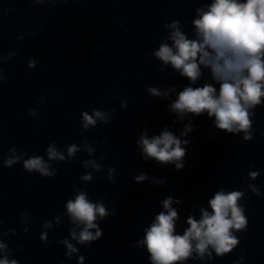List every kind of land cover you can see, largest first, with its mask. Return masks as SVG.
Listing matches in <instances>:
<instances>
[{
  "label": "clouds",
  "instance_id": "9594fccd",
  "mask_svg": "<svg viewBox=\"0 0 264 264\" xmlns=\"http://www.w3.org/2000/svg\"><path fill=\"white\" fill-rule=\"evenodd\" d=\"M196 11L199 18L192 23L197 39L187 38L179 30L178 23L173 22L171 27L175 31L170 37L173 45L161 44L154 56L164 64H171L181 76L193 83L201 77L203 65L210 69L212 79L219 84V92L207 83L203 87H185L171 104V109L180 114L192 113L196 116L206 112L208 117H215L217 129L226 133L244 131V139L249 140L251 137L247 132L252 124L249 110L264 104V0H212L207 11L201 8ZM35 63L30 61L28 66L33 68ZM148 91L153 96L161 95L156 88H149ZM93 112L96 118L103 119V113L97 110ZM32 114L35 115L34 112ZM82 117L84 129L96 124V119L87 111H82ZM190 130L186 126V131ZM139 143L146 157L162 164L180 161L185 155L181 141L167 130L152 139L141 137ZM67 151L68 156L72 157L78 149L73 143ZM47 155L50 160L65 159L54 147H48ZM18 159L5 160V167L11 168ZM93 166L98 167L94 162ZM176 167L182 168L183 164L176 163ZM23 168L29 173L36 171L41 177L53 176L41 156L24 160ZM250 175L255 178L257 173ZM82 178L91 180L92 177L85 175ZM144 179V175L136 177L138 182ZM242 196L240 191L216 192L208 201L211 213L201 209L202 218L199 221L189 217V227L183 235L175 234L178 214L171 208L172 197L165 199L163 207L167 212L156 216L142 241L147 246L152 264H176L188 259L194 250L202 257L209 246L218 256L230 252L239 242L232 235V230L243 229L247 224L243 209L238 205ZM66 207L72 221L84 225L79 233V243L95 241L102 236V230L95 223L97 216L103 218L108 214L102 204H94L86 194L80 193L75 200H69ZM46 227H50V224ZM90 229L97 231L93 234ZM71 235L76 238L75 231ZM40 239L46 242L47 234H42ZM63 243L67 245L69 253L77 251L67 240ZM6 247L0 243V249ZM80 259L83 261V257ZM0 264H17V261H9L5 257L0 259Z\"/></svg>",
  "mask_w": 264,
  "mask_h": 264
}]
</instances>
